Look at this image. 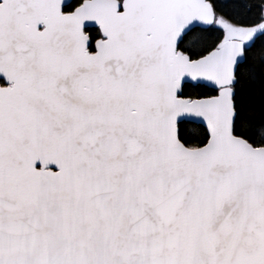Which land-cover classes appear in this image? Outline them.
I'll return each mask as SVG.
<instances>
[{
  "label": "snow or ice",
  "instance_id": "obj_1",
  "mask_svg": "<svg viewBox=\"0 0 264 264\" xmlns=\"http://www.w3.org/2000/svg\"><path fill=\"white\" fill-rule=\"evenodd\" d=\"M0 264H264V0H0Z\"/></svg>",
  "mask_w": 264,
  "mask_h": 264
}]
</instances>
